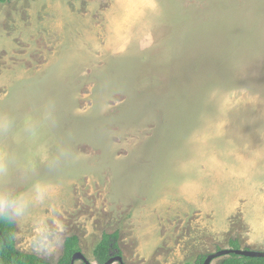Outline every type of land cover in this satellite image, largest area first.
I'll list each match as a JSON object with an SVG mask.
<instances>
[{"label": "rangeland", "instance_id": "1", "mask_svg": "<svg viewBox=\"0 0 264 264\" xmlns=\"http://www.w3.org/2000/svg\"><path fill=\"white\" fill-rule=\"evenodd\" d=\"M0 115L3 182L57 189L20 251L57 264L75 235L98 264L115 231L124 264L264 251V0H0Z\"/></svg>", "mask_w": 264, "mask_h": 264}, {"label": "clouds", "instance_id": "2", "mask_svg": "<svg viewBox=\"0 0 264 264\" xmlns=\"http://www.w3.org/2000/svg\"><path fill=\"white\" fill-rule=\"evenodd\" d=\"M15 121L8 115H0V132H11ZM29 131H32L29 128ZM7 157L0 151V220L12 223L31 221L36 224L40 220V209L51 205L57 189L55 186L43 180H35L27 191H17L13 186L5 184L3 178L7 175ZM36 235L40 237L39 251L51 253L55 250L57 239L54 232L46 227L43 230L34 228ZM51 237V239H49ZM36 236L33 237L35 239Z\"/></svg>", "mask_w": 264, "mask_h": 264}, {"label": "trees", "instance_id": "3", "mask_svg": "<svg viewBox=\"0 0 264 264\" xmlns=\"http://www.w3.org/2000/svg\"><path fill=\"white\" fill-rule=\"evenodd\" d=\"M117 232L103 233L93 250L98 264H104L110 257L121 255L117 244ZM231 248H239L236 240H231ZM80 251L78 238L70 235L65 238L63 252L57 264H69L72 255ZM205 256H201L194 264H202ZM0 264H50L43 258L16 247V226L12 222L0 220ZM84 264V263H83ZM189 264V263H186ZM222 264H264L263 257H246L234 253L224 257Z\"/></svg>", "mask_w": 264, "mask_h": 264}, {"label": "water", "instance_id": "4", "mask_svg": "<svg viewBox=\"0 0 264 264\" xmlns=\"http://www.w3.org/2000/svg\"><path fill=\"white\" fill-rule=\"evenodd\" d=\"M234 253L236 255H242L246 257H263L264 251L261 250H252V249H244V248H225L220 249L215 252L209 253L203 260L202 264H211V262L221 256H228L229 254ZM76 260H81L84 264H91L90 261L85 257V255L81 251L75 252L69 264H74ZM114 262H118L119 264H124L123 258L121 255H114L110 257L104 264H112Z\"/></svg>", "mask_w": 264, "mask_h": 264}]
</instances>
